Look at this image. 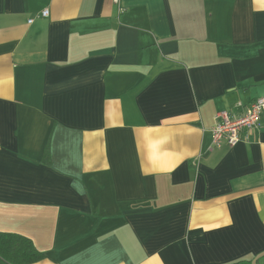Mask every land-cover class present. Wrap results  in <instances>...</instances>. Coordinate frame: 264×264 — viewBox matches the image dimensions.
<instances>
[{"label":"crops","instance_id":"1","mask_svg":"<svg viewBox=\"0 0 264 264\" xmlns=\"http://www.w3.org/2000/svg\"><path fill=\"white\" fill-rule=\"evenodd\" d=\"M120 7L0 0V232L36 264L264 253V116L209 150L217 113L264 99V0Z\"/></svg>","mask_w":264,"mask_h":264},{"label":"built area","instance_id":"2","mask_svg":"<svg viewBox=\"0 0 264 264\" xmlns=\"http://www.w3.org/2000/svg\"><path fill=\"white\" fill-rule=\"evenodd\" d=\"M120 7L121 0H112ZM121 10V7H120ZM49 11L42 13L48 17ZM32 22V21H31ZM264 116V99L252 102L242 113L233 114L227 111L217 113L216 124L211 129L212 143L209 150L221 148L224 144L235 146L242 141V134L249 132L258 126L259 120Z\"/></svg>","mask_w":264,"mask_h":264},{"label":"trees","instance_id":"3","mask_svg":"<svg viewBox=\"0 0 264 264\" xmlns=\"http://www.w3.org/2000/svg\"><path fill=\"white\" fill-rule=\"evenodd\" d=\"M43 259L44 253L30 239L19 234L0 232V264H36ZM229 264H264V253Z\"/></svg>","mask_w":264,"mask_h":264}]
</instances>
